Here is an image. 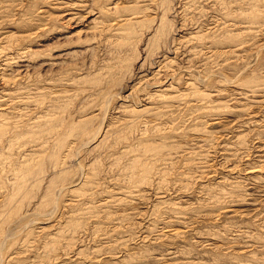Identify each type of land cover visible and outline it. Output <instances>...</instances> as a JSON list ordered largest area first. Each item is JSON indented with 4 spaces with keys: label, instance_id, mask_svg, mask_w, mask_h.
Here are the masks:
<instances>
[{
    "label": "rangeland",
    "instance_id": "1",
    "mask_svg": "<svg viewBox=\"0 0 264 264\" xmlns=\"http://www.w3.org/2000/svg\"><path fill=\"white\" fill-rule=\"evenodd\" d=\"M0 65V264H264V0H0Z\"/></svg>",
    "mask_w": 264,
    "mask_h": 264
},
{
    "label": "bare ground",
    "instance_id": "2",
    "mask_svg": "<svg viewBox=\"0 0 264 264\" xmlns=\"http://www.w3.org/2000/svg\"><path fill=\"white\" fill-rule=\"evenodd\" d=\"M55 3V2H54ZM115 6V5H114ZM83 8V7H82ZM92 10V9H91ZM42 16V15H41ZM6 60V59H5ZM8 62V61H7ZM6 63V62H5ZM1 66V65H0ZM50 109V108H49ZM18 126V125H17ZM48 126V125H47ZM3 133V132H2ZM6 134V133H5ZM6 138V137H5ZM46 143V142H45ZM100 144V143H99ZM44 145V144H43ZM8 161V160H7ZM2 165V164H1ZM29 170H31V169H29ZM261 171V170H260ZM28 173H30V172H28ZM32 173V172H31ZM3 175V174H2ZM31 186V185H30ZM7 205V204H6ZM6 234V233H5ZM0 235H1V232H0ZM3 241V240H2ZM8 241V240H7ZM21 250V249H20ZM24 250V249H23ZM0 255H1V253H0ZM17 256V255H16ZM12 257H13V255H12ZM12 259V258H11ZM14 259V258H13ZM1 260V259H0ZM16 260V259H15ZM11 261V260H10ZM13 263V262H12ZM19 263H20V261H19ZM18 263V264H19Z\"/></svg>",
    "mask_w": 264,
    "mask_h": 264
}]
</instances>
